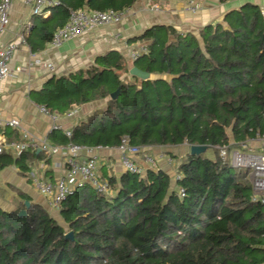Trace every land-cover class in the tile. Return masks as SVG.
<instances>
[{
    "label": "trees",
    "instance_id": "16d2710c",
    "mask_svg": "<svg viewBox=\"0 0 264 264\" xmlns=\"http://www.w3.org/2000/svg\"><path fill=\"white\" fill-rule=\"evenodd\" d=\"M57 1L47 11L58 19L28 39L33 49L45 48L72 10L124 12L138 0ZM132 42L144 47L132 65L110 50L86 70L50 77L36 93L38 104L59 114L106 101L70 136L55 133L57 142L115 148L127 136L143 148L207 145L214 157L189 153L174 177L162 168L97 170L109 189L76 188L59 218L26 195L13 210L0 206V264H264V195L255 199L251 168L220 154L264 137V5L243 1L198 35L158 24ZM133 66L172 78L143 80L130 74ZM43 158L31 149L3 152L0 170L14 165L29 176Z\"/></svg>",
    "mask_w": 264,
    "mask_h": 264
},
{
    "label": "crops",
    "instance_id": "0c3cea01",
    "mask_svg": "<svg viewBox=\"0 0 264 264\" xmlns=\"http://www.w3.org/2000/svg\"><path fill=\"white\" fill-rule=\"evenodd\" d=\"M195 2L198 9L193 12L187 0H138L124 11V17L118 23L98 25L93 30L67 40L57 47L49 42L43 49H33L28 39L37 35L43 23L54 22L58 17L49 11L44 15L35 16L24 0H15L10 12V23L0 34V47L10 43L17 45L9 62V74L0 79V117L4 121L19 119L21 126L19 128L2 126L0 134H4L10 141L26 142L30 146L34 142L45 140L54 145L64 146L57 142L55 133L67 135L68 131L71 132L75 125L86 120L95 109L104 106L106 101L79 106L71 117L66 116L67 112L61 114L59 119L61 128L54 129L53 119L43 113L39 108L40 104L35 101L36 93L43 88L50 77L69 75L81 69L86 70L95 65L97 56L110 50L120 51L131 64L132 53L144 49L141 42H132V40L147 28L165 24L172 25L182 32H193L198 35L202 27L222 20L226 11L242 3L239 0H195ZM155 5H158L159 9H155ZM49 64H53L55 70H51ZM26 133L27 137H25ZM209 150L213 153L210 157H214V150ZM144 151L155 157L163 154L164 157L158 160V168L166 170L174 177L179 163L190 153V145L183 144L172 148L149 146L145 147ZM234 151L263 155L264 137L240 144L238 148L229 152V155ZM260 151L263 152L257 153ZM4 152L15 157L19 156L13 150ZM37 152L42 151L37 150ZM95 152L99 158V176L104 171L109 175L126 171L121 165L120 154L116 147L95 149ZM42 153L44 158L32 163L30 173L35 172L45 181H57L65 175L66 157L63 154L49 157ZM143 155L144 152L135 159L146 169H150L143 160ZM86 158H88L86 153L77 157L79 161H84ZM30 173L29 176L23 175L14 165L0 170V206L5 210H13L23 200L22 196L26 195L28 196L26 200L42 205L55 217L59 216V210L53 209L49 198L34 186Z\"/></svg>",
    "mask_w": 264,
    "mask_h": 264
},
{
    "label": "built area",
    "instance_id": "2783aa9c",
    "mask_svg": "<svg viewBox=\"0 0 264 264\" xmlns=\"http://www.w3.org/2000/svg\"><path fill=\"white\" fill-rule=\"evenodd\" d=\"M15 0H0V34L4 31L7 25L10 23V12L12 5ZM27 5L32 9L34 15H44L47 13V9L52 6L58 5L57 0H24ZM191 6V10L196 12L198 7L195 0H187ZM239 1H255L262 6L264 5V0H239ZM155 9H159L158 5L154 6ZM124 17V12L120 11H92L88 12L83 9L72 10L70 12V17L68 22L61 28H59L51 40L53 46H60L65 41L78 37L79 35L89 32L101 24H114L120 22ZM17 49V45L10 43L4 47H0V79L5 78L9 72V62L13 58V55ZM144 51H134L131 58L136 60L137 57ZM51 70H55L53 64H49ZM40 110L49 115L53 121L54 129H60L59 119L61 114L52 113L48 108L41 104L39 105ZM76 110L69 111L66 116L71 117L74 115ZM10 126L13 128H19L21 126V121L16 118H12L8 121H4L0 117V127ZM27 133L25 137H27ZM67 135L70 136L71 132L68 131ZM32 148V150H40L44 152L47 156L53 157L57 154H63L66 157V173L61 176L57 181H45L42 177L37 175L35 172H31L30 176L34 186L44 195L49 198L50 206L53 209L60 210L62 202L72 194L76 188L84 185L91 184L101 191H107L109 185L107 182H102L99 180L97 175V170L99 168V158L95 149H100L103 147L91 148L85 145H80L76 143H69L65 146H58L49 143L47 140L42 142H34L31 146L26 142L10 141L4 134H0V154L6 150H13L15 153L20 155L23 151ZM120 154V162L126 171L135 174H144L146 168L139 164L135 159L137 155L144 152L143 160L152 169L158 168V160L164 157L163 154L157 157L153 156L151 153L144 151L145 148L141 146H136L130 143L127 136H124L120 144L116 147ZM86 153L88 158L84 161H79L77 157ZM228 153L226 148L221 149V156L225 158ZM252 156L249 159L247 155L240 153L239 151L234 152L232 155V164L236 167H248L251 165L252 168V183L256 193L255 199L260 195H264V154L263 155H248ZM172 163V161H169ZM179 193L181 196L184 195L185 191L183 188H179ZM264 202V198L262 199Z\"/></svg>",
    "mask_w": 264,
    "mask_h": 264
},
{
    "label": "water",
    "instance_id": "95a60500",
    "mask_svg": "<svg viewBox=\"0 0 264 264\" xmlns=\"http://www.w3.org/2000/svg\"><path fill=\"white\" fill-rule=\"evenodd\" d=\"M130 74L133 76H137L143 80H147V79H152V78H162V79H171L172 77L170 76H156L154 74H151L149 72L143 71L140 68L133 66L130 69ZM120 93V89H118L117 91H115L114 93L111 94V98L116 99L117 96ZM208 146L207 145H200V144H194V145H190V153L191 154H200L203 153L207 150ZM40 151V150H39ZM27 204H29V201H26ZM20 215H25L26 211L25 210H21L19 212ZM67 238H73V233L69 232L67 234Z\"/></svg>",
    "mask_w": 264,
    "mask_h": 264
},
{
    "label": "rangeland",
    "instance_id": "374dc122",
    "mask_svg": "<svg viewBox=\"0 0 264 264\" xmlns=\"http://www.w3.org/2000/svg\"><path fill=\"white\" fill-rule=\"evenodd\" d=\"M209 149H212V148H209ZM208 150V149H207ZM206 150V151H207ZM213 150V149H212ZM234 152H236V151H234ZM234 152L233 153H231L230 155H229V153H227L226 155H225V157H229V159L231 160V162H232V159H231V157H232V155L234 154ZM263 151H260V152H257V153H262ZM206 154L208 155V156H212L213 155V153L211 152V150H209V151H207L206 152ZM243 154H245V155H247V157L249 158V159H252V156H248V155H256L255 153H253V154H246V153H243ZM177 163H178V160L176 161ZM175 162V163H176ZM175 165V164H174ZM248 165V167H246V168H251V165L249 166V164H247ZM241 167V166H240ZM252 173H253V171H252V168H251V171H250V179L252 180ZM56 217L57 218H59V216L58 215H56Z\"/></svg>",
    "mask_w": 264,
    "mask_h": 264
}]
</instances>
